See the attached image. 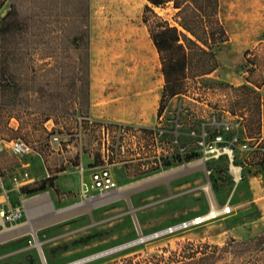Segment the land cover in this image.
Returning <instances> with one entry per match:
<instances>
[{
    "label": "rangeland",
    "instance_id": "1",
    "mask_svg": "<svg viewBox=\"0 0 264 264\" xmlns=\"http://www.w3.org/2000/svg\"><path fill=\"white\" fill-rule=\"evenodd\" d=\"M89 4L87 112L49 119L43 131L32 119L36 115L18 111L42 107L35 90L44 72L31 71L32 60L50 63L54 70L47 78L55 79L60 69L55 57L43 59L44 51L30 55L24 43L9 45L13 59L8 63V75L15 77L11 85L20 87L19 96L29 101L14 103V108L0 104V139L21 138L34 151L23 157L4 153L0 168L17 173L24 164H28L25 168L48 170L105 165L116 181L115 194L99 205L94 204L102 196L99 193L84 198L76 190L56 187L24 195V201L42 195L47 201H25L22 220L0 226V264H123L158 256L167 260L174 253L178 264H183L185 251L198 258L206 247L214 251L227 243L259 235L264 238V0H218V19L227 40L211 48L216 69L205 77L188 78L185 94L166 99L160 114L164 78L159 55L142 21L147 0H89ZM11 5L24 15L32 4L31 0H7L0 21ZM154 11L175 24L170 5ZM54 46L41 44L39 48ZM34 74L37 81L32 80ZM57 84L50 85L53 92L60 90ZM242 85L254 88L259 98L235 93L234 88ZM1 99L0 93V103ZM64 104L71 108L69 91ZM222 115L241 119L244 135L251 139V151L236 152L233 165L241 168L238 180L230 174L226 159L178 160L163 169L144 168V161L138 160L139 137L155 127L161 116L172 120L167 122L169 128H177V121L181 142L195 150L191 130L197 135L205 127L212 137L217 129L212 118L221 120ZM119 125L129 127L131 134L119 137ZM104 127L109 129L108 136ZM53 133L61 135L60 144L50 143ZM42 175L34 169V177ZM14 201L18 203L17 197ZM210 212L216 216H209ZM198 217L206 219L156 236ZM239 261L226 253L211 264Z\"/></svg>",
    "mask_w": 264,
    "mask_h": 264
},
{
    "label": "trees",
    "instance_id": "2",
    "mask_svg": "<svg viewBox=\"0 0 264 264\" xmlns=\"http://www.w3.org/2000/svg\"><path fill=\"white\" fill-rule=\"evenodd\" d=\"M6 1L0 0V10ZM31 4L30 12L24 15L11 5L10 11L0 21V104L14 108L19 103L29 101L19 96L20 87L17 89L11 85L15 77L13 74L8 75V63L13 59V52L9 51L10 44L15 45L18 41L24 43L30 55L44 51V60L55 57L58 60L57 68L60 69L55 79L46 77L47 73L54 70L50 63L37 64L32 60L31 71L44 72L40 74L42 79L39 78L40 85L35 90L42 107L33 112L17 109L28 116L36 115L33 121L36 120L45 131L44 124L49 119L82 114L89 108L91 12L89 0H31ZM168 5L175 11V24L162 19L154 11L155 8ZM218 7V0H147L142 21L159 55L164 78L158 114L164 108L166 99L185 94L188 78L205 77L216 69L217 60L211 48L227 40V34L218 19ZM50 43L55 44L54 48H39L41 44ZM36 79L34 74L32 80ZM52 82L58 83L59 91L50 89ZM68 91L71 108L64 104ZM234 91L238 95L251 94L259 98L257 91L248 85L234 88ZM197 157L198 154H191L185 158V162ZM54 180L55 177H48L24 185L20 193L31 195L55 187ZM200 253L201 256L195 258L193 253L185 251L182 255L185 258L183 264H211L216 256L226 253L239 259V264H264V238L259 235L250 240L227 243L214 251H208L206 247ZM176 257L174 253L173 258L167 260L164 256H158L142 262L125 260L123 264H178L180 262Z\"/></svg>",
    "mask_w": 264,
    "mask_h": 264
},
{
    "label": "built area",
    "instance_id": "3",
    "mask_svg": "<svg viewBox=\"0 0 264 264\" xmlns=\"http://www.w3.org/2000/svg\"><path fill=\"white\" fill-rule=\"evenodd\" d=\"M171 121L161 116L159 123L155 127L145 130L143 138L139 137L140 140L136 155L138 160L144 161V168H167L173 162L178 160L185 162L187 156L198 154V157L204 161L226 159L229 163L230 174L235 179L234 174L231 173V167H235L233 163H235L236 152L252 150V146L250 145L251 139L245 137L241 119L235 116L227 118L224 115L221 116V120L213 117L211 124L217 129L212 134V137H209V131L205 127L197 135L191 130V135L196 137L197 146L195 150H189L185 143L181 142L183 137L177 131V128L180 126L177 121V128L174 129L173 125H171V128L167 126V122ZM48 130L51 131L50 128ZM104 130L108 136L109 129L104 127ZM131 131L129 127L117 126V133L121 138H125L131 134ZM60 140L61 135L58 133H53L50 137L51 144H60ZM33 151L32 146L21 138L0 139V155L9 153L15 157H23ZM237 168V173L240 178L241 168ZM113 177L109 168L105 165L92 168L89 171V182L82 184L80 194L84 198L93 197L94 194L98 193L99 195L110 194L117 188L116 181ZM29 179V173L24 172L20 179L13 177V184L9 186L0 169V226L15 225L24 217L25 207L23 206L24 200H22L24 195L20 193V188L22 187V182H28ZM14 197H17L18 203L14 201ZM191 221L187 222L190 223Z\"/></svg>",
    "mask_w": 264,
    "mask_h": 264
},
{
    "label": "crops",
    "instance_id": "4",
    "mask_svg": "<svg viewBox=\"0 0 264 264\" xmlns=\"http://www.w3.org/2000/svg\"><path fill=\"white\" fill-rule=\"evenodd\" d=\"M28 164H24V168L21 170H17V173H11L7 170L0 168L3 176L7 182V184L10 186L13 184V177H20L22 176V173L28 172L30 175V179L28 182H22V186L28 185V184H34L35 182H39L41 180H44L48 177H55L54 185L57 189H60L61 191H78L80 192L81 186L83 183L89 182V171L92 168H74L76 170H73V168H60V169H54V170H48L47 168H25ZM36 169L37 171L41 170L42 176L41 177H34L33 171Z\"/></svg>",
    "mask_w": 264,
    "mask_h": 264
},
{
    "label": "bare ground",
    "instance_id": "5",
    "mask_svg": "<svg viewBox=\"0 0 264 264\" xmlns=\"http://www.w3.org/2000/svg\"><path fill=\"white\" fill-rule=\"evenodd\" d=\"M237 172H238V168L236 166L235 167H231V173L234 174L235 180L239 179V176H238ZM113 194H115V191L111 192V194H109V195L108 194L107 195H102V196L98 195L99 198L96 201H94V204H98L99 205L100 203L108 201L111 198V196H113ZM42 200L47 201V196L46 195H42V196H39V197H37L35 199H32L31 201H26L25 200L26 202L23 201V203L24 202L25 203L39 202V201H42ZM215 214L216 213L210 212L209 216L215 217L216 216ZM204 219H206V218L198 217V218L194 219L193 221H191L190 223L189 222H184V223H181V224H178V225H175V226H171V227L159 232L158 234H156V236H161V235H164L165 233L168 234V233L173 232L175 230H179L181 228H185V227H187L189 225L202 223L204 221ZM141 240H143V239H140L138 241H141Z\"/></svg>",
    "mask_w": 264,
    "mask_h": 264
},
{
    "label": "water",
    "instance_id": "6",
    "mask_svg": "<svg viewBox=\"0 0 264 264\" xmlns=\"http://www.w3.org/2000/svg\"><path fill=\"white\" fill-rule=\"evenodd\" d=\"M110 251H112V250H110ZM110 251H107V252H110ZM107 252H106V253H107ZM97 256H99V255H97ZM94 257H96V256H94Z\"/></svg>",
    "mask_w": 264,
    "mask_h": 264
}]
</instances>
